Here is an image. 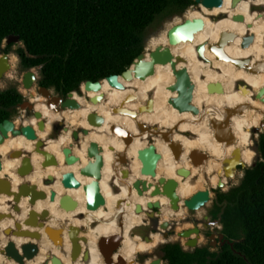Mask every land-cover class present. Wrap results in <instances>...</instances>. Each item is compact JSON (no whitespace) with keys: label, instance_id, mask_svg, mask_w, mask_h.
Segmentation results:
<instances>
[{"label":"bare ground","instance_id":"6f19581e","mask_svg":"<svg viewBox=\"0 0 264 264\" xmlns=\"http://www.w3.org/2000/svg\"><path fill=\"white\" fill-rule=\"evenodd\" d=\"M253 6H261L263 11H258V8H253ZM235 14L243 15V20H233L232 16ZM215 16L217 18H213ZM184 17H200L204 21L203 28L194 34L192 40L180 41L171 46L173 54L182 57L177 67H186L194 83L192 103L199 107V113L179 112L168 102L169 97L177 95L176 91L169 89V86L175 82L170 63L156 64L154 73L145 79L134 77L131 80H123L120 77L119 80L124 85L122 88L113 87L106 80L102 81L99 90L87 91L83 85L79 89L80 93L75 91L73 94V97L80 103L78 108L55 110L47 107L45 103L34 102V109L41 111L46 122L45 128L43 130L37 128L38 118L33 115L25 116L23 124L35 127L38 138L44 141L45 150L56 157L57 163L43 167L44 156L34 151L35 141L23 135L13 136L11 134L0 143L2 162L0 177H9L14 191L20 183L28 181L38 185L39 189L48 194L47 198L38 199L34 206L28 204L27 197L22 198L20 213H15L12 218L0 219V248L8 238L3 233L6 227L14 226L16 220L25 219L29 209H35L37 214L47 209V224L53 227H59L62 223L79 226L81 229L78 236L85 237L86 241L79 239L80 250L73 259L71 257L72 243L66 228L61 234V243L56 245L42 229L40 230L41 238L38 241L40 251L26 264H42L50 253L56 254L65 264H104V259L97 246L98 239L100 236L119 232L123 235L119 254L126 258V264H143L135 259L138 254L150 253L160 243L174 235L177 236V233L183 229L189 228V223L184 221L187 213L180 212V209L184 207L183 200L200 189H209L210 195L213 196L219 181L225 180L224 159L232 157L234 149H240L242 163L252 164L256 156V151L253 149V130L256 127L262 130L263 125L260 123L264 121V101L254 97V94L264 87V70L251 72L244 65L237 66L231 59L248 58L250 65L264 60V0H238L235 6L232 5V0H223L221 6L212 9L202 5L192 6L186 10ZM222 31H232L235 34L233 40L223 45L224 53L230 58L228 60L217 59L214 52L209 49L210 44H215L219 40ZM249 34L253 35V40L246 47H242L243 37ZM167 43L168 39L163 45ZM201 43L205 45L202 57L198 55L196 49ZM145 51L148 58L150 50ZM237 80H243L248 84L247 93H243L237 87ZM211 81H221L224 92L208 93L206 86ZM96 95H101L100 100L96 103L91 102L89 98ZM129 95H133V98L127 99ZM149 97L153 99L152 108L139 110L141 105L146 104ZM245 102L249 105L229 119L234 140L227 145H224L222 141H217L214 137L215 129L211 124V118L216 117L221 120L225 112L224 107H233ZM118 106L122 107L120 111L113 112V108ZM130 110L135 113L133 114ZM93 112L103 116L104 121L101 125L89 124L88 115ZM59 121H64L69 129L61 130L58 136L54 137L53 127ZM138 122L148 125V130L141 132ZM112 125H118L131 131L132 140L126 144L119 135L111 132ZM80 128H87L88 132L80 133V139L72 145L73 153L79 160L73 164H66L62 148L72 144V129ZM168 129H172V138L181 144L177 159L169 146V141L161 137L162 132ZM150 136L161 154L156 169L157 177H174L178 181L177 192L181 197L178 209L171 208L170 200L165 195L157 194L150 197L146 193L139 196L132 187V183L137 178L152 181L153 185L156 183L150 176L140 173L141 161L137 156L138 149L148 144L147 140ZM90 141H95L102 147L103 156L99 184L105 204L96 210L86 208L83 186L66 189L61 184V176L66 171H73L82 185L91 180L90 177L83 176L79 172V168L89 160L87 147ZM195 148L209 154V158L199 166H193L188 156L189 152ZM13 150H23L31 155L33 170L26 177H21L16 173L21 157H9V153ZM122 151L125 152L127 163L117 162L118 154ZM180 167L189 168L190 174L186 177L178 175L176 170ZM123 169L129 170L128 176H123ZM219 170H221L220 173ZM48 175L54 177V181L49 185L43 182ZM52 190L56 192L54 201L49 200ZM63 194L76 199L78 206L70 211L60 208L59 199ZM11 198L5 194L0 195V212L9 211ZM119 199H124V202L117 207L116 203ZM149 200L161 202L158 215L160 221H177L176 234L166 237L162 233L163 230L154 231L151 233L152 239L146 241L139 234L133 233L138 226L148 223L145 211ZM136 203H141L145 210L136 213ZM21 226L22 229L30 231L38 229L37 226L25 224ZM13 239L17 241V244L31 240L29 237L21 236H13ZM84 251L89 252V259L86 261L83 258ZM146 260H148L146 264H149L151 258ZM0 262L15 264L12 260H6L1 254Z\"/></svg>","mask_w":264,"mask_h":264},{"label":"water","instance_id":"95a60500","mask_svg":"<svg viewBox=\"0 0 264 264\" xmlns=\"http://www.w3.org/2000/svg\"><path fill=\"white\" fill-rule=\"evenodd\" d=\"M195 6L202 5L208 9H212L213 7L221 6L223 0H194ZM238 0H232V5L235 6ZM184 16V14H183ZM181 21L173 24L168 29V43L167 45H158L154 49L149 52V57H146V49L144 48L142 52H140L131 62V65L123 70L120 74H110L103 78L102 80L92 81L86 80L82 84L85 87V90H99L102 86V81L106 80L111 86L122 88L124 85L119 80L121 77L123 80H131L134 77H138L140 79H145L148 75H151L155 71L156 64H167L170 63L172 72L175 76V82L169 86V89L172 91H176L177 95L174 97H169L168 102L176 108L179 112L189 111L192 114H198L200 109L196 105L192 103L193 98V89L194 83L190 77V74L186 67H177L178 63L182 60V57L179 55H174L171 49L172 45L179 43L180 41L192 40L194 34L203 28L204 21L200 17L188 18L181 17ZM233 20H243V15L235 14L232 16ZM235 38V34L232 31H222L219 36V40L215 44H210L209 49L214 52L215 57L217 59H230L223 51V45L231 41ZM253 40V35L249 34L244 36L241 41V46L246 47ZM20 41L19 34L9 35L5 42L7 44H12L14 42ZM197 52L200 57H202L205 45L199 44L197 45ZM233 63L237 66H245L251 72H257L260 70H264V60L249 64V59H231ZM11 68V63L9 62V53L3 52L0 53V79L5 75L6 71ZM37 69L36 67H31L26 69L23 72L22 76V86L24 88L30 89L33 84H35L37 80ZM40 78V77H39ZM236 85L238 88L242 90L243 93H247L249 91V86L243 80H237ZM207 92L208 93H223L224 87L221 81H211L207 83ZM81 88V85L79 89ZM76 90L69 91L65 97L62 95H53L51 88H48L43 85H38L36 87V92L39 95L45 97L44 103L49 108H53L55 110H61L66 108H78L80 103L73 97V94ZM254 97L260 98L264 101V87L260 88L254 94ZM101 98V95H96L94 97H90L89 100L91 102L96 103ZM133 98V95H129L127 99ZM153 99L149 97L146 104L141 105L139 110L144 108L151 109L152 108ZM249 105L248 102L238 103L233 107H224L225 112L223 114V118L218 120L216 117L211 118V124L215 129L214 137L217 141H222L224 145L232 142L234 140V135L229 126L230 117L237 113L241 112L245 106ZM23 112L22 116H31L38 118L37 128L39 130H43L45 128V120L43 119V115L41 111L34 109V104L30 103L27 97H24L23 100L17 105ZM121 106L114 107L113 112L120 111ZM127 111V109H126ZM131 111V110H130ZM133 114L134 111H131ZM21 116V117H22ZM88 122L90 125L97 126L101 125L104 121L103 116L99 115L97 112L90 113L88 115ZM260 125L264 126V121L260 123ZM138 127L141 132L145 129L148 130V125H145L143 122H138ZM68 130L69 127L65 124L64 121H59L54 124V135L58 136L59 133L55 132V129ZM261 131V128H254V131ZM88 132L87 128L80 129H72V138L73 142L71 145L63 147L62 152L64 154V161L66 164H73L79 160V158L73 153L72 145L74 142H77L80 139V133L86 134ZM111 132L120 135L126 144H128L132 138L133 133L129 130H126L118 125L111 126ZM11 133L13 136L23 135L27 139L34 140V151L43 154L44 160L42 161V166L45 167L50 164H56V157L45 150L44 141L40 140L37 136L36 129L33 125L27 124H19L18 126L15 124V119L5 118L0 122V143L4 141V139ZM172 129H168L165 132H162L161 137L169 141V146L174 154V157L177 159L179 157V152L181 151V144L179 141H175L172 138ZM188 134V133H187ZM137 156L141 161L140 173L145 176H150L155 180V184L153 185L152 181L147 179L137 178L133 183L132 187L136 190L137 195L142 196L146 193L152 197L157 194L165 195L170 200V206L173 209H178L180 207L179 203L181 202V197L177 192L178 181L174 177H165L160 176L157 177V164L161 157L160 152L157 150L156 145L153 141L149 142L145 147L138 149ZM189 159L193 166H199L203 164L208 158L209 154L200 149H192L189 152ZM9 157H21V163L16 168V173L21 177H26L33 170V163L31 159V155L28 152H24L23 150H13L9 153ZM87 157L89 158L88 162L79 168V172L81 175L90 177L91 180L84 185H82L81 181L76 177L73 171H66L61 176V184L64 188H79L83 186L85 200H86V208L91 210H96L100 206L105 204V198L101 192L99 181L101 179V170L103 167V156H102V147L95 141H90L87 147ZM118 163L126 162L127 158L125 152H119L118 154ZM224 176L229 178L235 174V170L238 169L239 166H244L240 159V149L236 148L233 151V156L230 158L224 159ZM256 162H252L250 166L255 165ZM249 166V167H250ZM2 168V162L0 160V169ZM219 173L221 170L218 171ZM178 175L186 177L190 174V169L187 167H180L176 170ZM123 176L129 175L128 169L122 170ZM54 181L53 175H48L44 179L45 184H51ZM224 185L223 180L221 179L218 183L219 187ZM153 186V189L151 187ZM151 190V191H150ZM224 190V189H223ZM225 191V190H224ZM5 194L9 197H12L9 201V211L6 213L0 212V219L3 217L12 218L15 213L21 212L20 202L22 198L27 197V202L29 205L34 206L38 199H45L48 197L47 192L42 189H39L38 185L24 181L18 185L17 190L14 191L11 179L7 176L0 177V195ZM56 196L55 191H51L49 194V200L54 201ZM211 199L209 189H200L193 193L191 196L185 198L183 200V204L189 210H197L202 207L206 202ZM124 202V199L117 200L116 206L119 207ZM78 206V201L71 197L68 194H63L59 199V207L70 211L75 209ZM146 217L147 222L145 225L152 227L155 229L154 231L163 230L162 233L168 237L171 233H175L174 222L170 221H160L159 214L161 209V202L159 200L156 201H147L146 203ZM144 209L141 203H136L135 212L140 213ZM47 214L48 210L43 209L40 213L37 214L35 209H29L27 213V217L22 221L16 220L14 222V226L6 227L3 230L5 236H7V241L0 248V254L4 256L6 260H12L15 264H26L27 261L34 259L40 251V246L38 241L41 238L40 230H44L47 234V237L53 242V244L61 243L64 229L66 228L67 235L72 243L71 246V257L74 259L80 250L79 239L86 241L85 237H79L78 233L81 227L76 226L72 223L66 225L62 223L59 227H53L47 224ZM122 216V215H121ZM209 215H204V227L216 228L219 230L218 235L212 231L209 234V243L212 247L219 244V246H223L225 243H228L231 247H233V241L224 237V234L221 232L222 224L220 222V218L216 217L213 219H208ZM21 224L37 226L38 231H30L29 229H22ZM123 224H121L122 226ZM150 230L147 234L143 235L142 238L146 241L152 239L151 233L154 232ZM161 232V231H160ZM194 234V235H193ZM177 235L180 238H185L183 245L187 248L194 249L200 245V236H201V228L198 225H193L187 229H183L178 232ZM13 236H21V237H29L31 240L22 242L17 244V241L13 239ZM123 239L122 233H112L109 235L100 236L97 242L99 253L102 255L104 259V264H126V258L119 254V249L121 246V241ZM166 242V241H165ZM164 243V242H163ZM234 252L238 254H242L240 251L232 248ZM116 257H114V255ZM146 258H151L147 252H145ZM153 259H151L150 264H167V262L162 258V256L153 255ZM84 260L89 259V252L84 251ZM145 260L141 263H144ZM133 262V261H129ZM0 264H7L6 262H0ZM42 264H65L62 262L60 257H58L54 253L48 254L47 258L43 260Z\"/></svg>","mask_w":264,"mask_h":264},{"label":"trees","instance_id":"16d2710c","mask_svg":"<svg viewBox=\"0 0 264 264\" xmlns=\"http://www.w3.org/2000/svg\"><path fill=\"white\" fill-rule=\"evenodd\" d=\"M193 4L194 0H0V51L3 40L19 34L23 46L15 52L21 66L38 67L39 85L66 95L86 80L120 74L143 51V34L158 15L168 10L181 15ZM179 18L174 16L152 34L146 50L165 44L168 29ZM23 95L32 104L44 103L45 97L33 87ZM22 100L15 87L0 90V122L11 118ZM24 122L25 116L15 120L17 126ZM255 149V165L245 169L238 185L217 192L212 210L233 247L225 243L216 252L208 245L185 249L180 241L165 242L160 250L167 264H264V132ZM240 175L235 170L231 185Z\"/></svg>","mask_w":264,"mask_h":264},{"label":"rangeland","instance_id":"374dc122","mask_svg":"<svg viewBox=\"0 0 264 264\" xmlns=\"http://www.w3.org/2000/svg\"><path fill=\"white\" fill-rule=\"evenodd\" d=\"M192 6H195V5H192ZM190 6V7H192ZM189 7V8H190ZM188 8V9H189ZM253 8H258V11H263V7H256V6H253ZM186 12V11H185ZM184 12V13H185ZM183 13V14H184ZM183 14L181 15H173L169 10L158 15L155 20L153 21V23L151 25H149L144 34H143V44H144V48L146 49V43H147V40L148 38L152 35V34H156L163 26H164V23L168 20H170L171 18H173L174 16H180V19L178 22L181 21V17H184ZM213 18H217V16L213 17ZM6 44L5 40H3L2 42V48H3V45ZM23 46V42L22 41H19V42H14L12 43L11 45V50L8 51L9 53V61L11 63V68L8 69L5 73V75L0 79V90H4V89H7V88H10V87H15L23 96V98L25 97L23 94L24 93H27L29 89L27 88H24L22 86V76H23V72L26 70L24 69L22 66H21V63H20V58L19 56L17 55V53L15 52V49H17L18 47H22ZM4 52V49H2L0 51V53H3ZM38 68V67H36ZM37 80L35 82V84H33V88L36 89V87L39 85L38 83V80H39V77H40V72H39V69H37ZM52 90V93L53 95H60L58 92L55 91L54 88H51ZM80 93V90H76ZM23 112L22 110L17 106L16 109L14 110L13 112V115H12V119H17V118H21ZM264 132V126H263V129L261 130ZM55 132L56 133H60V130L57 128L55 129ZM254 146H253V149L256 151V141L258 140V137H259V134L261 133L260 131H254ZM55 134V133H53ZM256 134V135H255ZM11 133H9L8 136H10ZM7 136V137H8ZM55 137V136H54ZM120 137V135H119ZM122 138V137H121ZM122 140H124L122 138ZM148 143L153 141L152 140V137H148ZM258 159V154H257V151H256V156H255V159L253 162H255L256 160ZM122 163H125V162H122ZM244 164V163H243ZM250 165H245L244 164V167L243 166H239L238 167V172L241 174L238 178H237V182L236 183H233L231 185V177L227 178L225 177V180L223 181L224 182V185L222 187H219L217 186L215 188V191H214V194L213 196H211V199L206 202L202 207H200L199 209L197 210H189L184 204L181 209H180V212H185L187 213V216L185 217L184 221L185 222H188L189 223V227H192L193 225H196L197 222H198V225L199 227L201 228V236H200V245H208L210 246V249L213 250V251H216L218 252L220 250V246L219 244L212 247L209 243V234L214 231L217 235L219 233V230L216 229V228H211L210 225L209 227H204V222H205V219H204V215H209V218L208 219H213L212 217V210L215 209V206H214V202L216 200V195H217V192L219 191H227L229 190L231 187L233 186H236L240 183L243 175H244V171L246 168H248ZM224 189V190H223ZM115 190H117V187H115ZM82 216V215H81ZM171 222H174V227H176V223L177 221L176 220H173ZM150 230H155L153 229L152 227L150 226H146V225H141V226H138L135 230H133V233H136V234H139L141 237L145 234H147L148 232H150ZM176 231V229H175ZM175 233H171L169 236H173ZM178 238V239H177ZM185 238H180L178 235L172 238H168L166 240V242H173V241H180L181 244L183 245V241H184ZM165 243V242H164ZM163 243H160L159 245H157L156 247H154L152 249V251L150 253H147L149 256H152L151 259H153V255H157V256H162V252L160 250V247ZM183 247L185 249H191V248H187L183 245ZM117 254L114 255V257H116ZM146 254L144 253H141V254H138L137 257L135 258L137 261L139 262H143L146 258ZM135 257V256H134ZM149 260V259H148ZM148 260H145V262L143 264H146L148 263L147 261ZM150 264V263H149Z\"/></svg>","mask_w":264,"mask_h":264},{"label":"flooded vegetation","instance_id":"af4514ba","mask_svg":"<svg viewBox=\"0 0 264 264\" xmlns=\"http://www.w3.org/2000/svg\"><path fill=\"white\" fill-rule=\"evenodd\" d=\"M8 44L6 43V44H4L3 45V48L2 49H5V47L7 46ZM60 95H62L63 97H65V95L64 94H62V93H59ZM210 241V240H209Z\"/></svg>","mask_w":264,"mask_h":264}]
</instances>
